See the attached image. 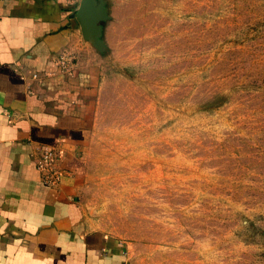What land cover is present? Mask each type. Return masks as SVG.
Segmentation results:
<instances>
[{"label": "rangeland", "instance_id": "rangeland-1", "mask_svg": "<svg viewBox=\"0 0 264 264\" xmlns=\"http://www.w3.org/2000/svg\"><path fill=\"white\" fill-rule=\"evenodd\" d=\"M92 8L89 222L129 264H264V0Z\"/></svg>", "mask_w": 264, "mask_h": 264}, {"label": "crops", "instance_id": "crops-1", "mask_svg": "<svg viewBox=\"0 0 264 264\" xmlns=\"http://www.w3.org/2000/svg\"><path fill=\"white\" fill-rule=\"evenodd\" d=\"M81 1L0 0V264H129L79 200L94 117L83 71L99 44ZM39 148L62 155L56 187L35 168Z\"/></svg>", "mask_w": 264, "mask_h": 264}, {"label": "built area", "instance_id": "built-area-1", "mask_svg": "<svg viewBox=\"0 0 264 264\" xmlns=\"http://www.w3.org/2000/svg\"><path fill=\"white\" fill-rule=\"evenodd\" d=\"M35 168L39 172L42 182L48 187L60 184L62 170L59 160L62 155L54 148H39L33 153Z\"/></svg>", "mask_w": 264, "mask_h": 264}, {"label": "water", "instance_id": "water-1", "mask_svg": "<svg viewBox=\"0 0 264 264\" xmlns=\"http://www.w3.org/2000/svg\"><path fill=\"white\" fill-rule=\"evenodd\" d=\"M92 7L93 6L91 4V0H82L81 1V5H80V8H79V11H78V14H77V18H79L80 21H82V23L83 22L85 23V21H84L85 20V15L87 13H92V10H93ZM92 15H93L92 22H93V25L95 26V20H94L95 15L94 14H92ZM92 29H93V27H92ZM94 29L97 30V27L95 26Z\"/></svg>", "mask_w": 264, "mask_h": 264}]
</instances>
